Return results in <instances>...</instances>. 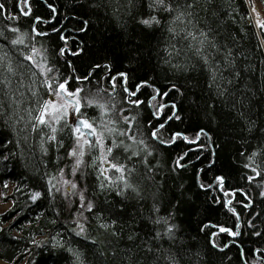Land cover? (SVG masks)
<instances>
[{"label": "snow or ice", "instance_id": "obj_1", "mask_svg": "<svg viewBox=\"0 0 264 264\" xmlns=\"http://www.w3.org/2000/svg\"><path fill=\"white\" fill-rule=\"evenodd\" d=\"M62 7L0 0V170L22 166L32 181L26 203L40 211L29 227L46 212L59 226L32 237L46 251L0 255V264H96L109 252L115 258L118 243L129 264H185L186 249H195L196 264H264V13L255 0ZM154 60L163 61L162 78ZM196 68L203 87L190 74ZM186 122L196 124L191 134L178 127ZM189 168L196 200L182 183ZM216 212L223 223L210 219ZM181 213L202 214L195 231L203 248ZM5 216L0 234L10 235L11 206Z\"/></svg>", "mask_w": 264, "mask_h": 264}, {"label": "trees", "instance_id": "obj_2", "mask_svg": "<svg viewBox=\"0 0 264 264\" xmlns=\"http://www.w3.org/2000/svg\"><path fill=\"white\" fill-rule=\"evenodd\" d=\"M57 2L61 5V11H65V9L62 7L64 0H57ZM223 0H218V3H222ZM236 4L239 5L242 0H235ZM261 3L264 7V2ZM9 8L12 7L11 4L8 5ZM246 10V9H245ZM34 11H36L38 14H44L46 12V9L38 8L34 6ZM110 14V13H109ZM201 15H204V13H201ZM20 25L22 27L23 31H29L30 30V23L28 20L25 18H21L20 20ZM243 26V21H238L235 27L239 28ZM40 27H44L41 25ZM50 28L51 26H47ZM162 39H167V34ZM174 43L177 44V47H180L184 44H186L185 41L182 40H177L173 41ZM165 45L161 43L160 47L163 48ZM190 55V54H189ZM153 64L155 65V71L154 75H160L161 78L163 77V72L166 70L163 67V61H153ZM21 72L24 71V69H20ZM192 76H195L197 80L200 81V86H204V77L201 76L200 69L196 68L194 69L191 73ZM2 78V77H0ZM13 87H16V82L13 81ZM4 96V91L3 89H0V97ZM262 109H264V105H260ZM261 119H264V116L261 117ZM2 123V121H0ZM202 123H206V121H202ZM179 128L188 131L189 134H191L193 131L196 130V124L193 122L191 125H189L187 122L183 125H179ZM0 131H3L2 128H0ZM30 143L35 145L34 151H35V161H39L40 159V154L38 150V143L36 141L30 140ZM255 143V142H253ZM171 151V150H169ZM25 155L27 156L28 153L25 152ZM15 163V162H14ZM199 166V165H198ZM28 172H31V169L28 170ZM25 169L22 166H16L14 167L11 171L5 172L3 170H0V191L3 190L2 184L4 182H8L10 185L12 184L14 187L11 191V193L7 196L8 200L12 202V207L16 213V230H14L10 235L9 234H0V255H11L12 253H15L16 255H19L21 252L26 251V250H31L32 252L40 253L41 251H46V250H41V249H35L32 247V237L35 236L37 240L44 239L45 236H50L55 234V228L59 227L53 226L50 223V220L52 218V214L49 212H46V218L42 219L38 223H32L31 227L28 225L34 220V217L40 209H35L29 208L27 206V192L29 190V187L32 184L31 180L25 179ZM176 183H181V180L179 177H177ZM184 188L185 189H191L187 195L192 196L194 200H196V195L195 193L198 192V189L195 188L193 181H192V170L191 168L188 169L184 173V178L182 181ZM19 187L21 191H16V187ZM5 190V189H4ZM177 195L179 193L177 192ZM115 197L114 196H109V200H112L115 202ZM206 197L203 194H200L199 199L197 200V203H200L204 201ZM13 215V211H8L7 216ZM7 216L5 217H0V220H6ZM202 218V214H197L196 216L188 217L185 216L183 213L180 215V220H183V226L187 229H190L189 235L193 237L192 243L196 244L197 248H203L205 240L204 237L201 235L200 237L196 236V221L198 219ZM210 219L212 221H219L223 223L225 221V217L223 212H216L210 214ZM207 222V221H206ZM228 223L230 224L231 221L229 220ZM62 231V229H61ZM19 235L22 237V239L19 240H13L12 236H17ZM95 235V233H93ZM247 239V238H245ZM221 243L224 242V240H220ZM107 243V242H105ZM246 248H251L253 245L251 244H246ZM113 247L118 249V255L114 258L111 255V252L108 253L106 257L100 258V260H97L96 264H129L128 261V253L124 249L123 243H118L114 244ZM195 251V249L188 250L186 249L185 256H184V261L185 264H196V258L192 255V253ZM238 250L233 248L232 250L229 251V255H232L235 259L236 253ZM31 254V253H30ZM135 258V257H134ZM38 262L41 259V256L37 255L34 257ZM90 264L93 261V257H89Z\"/></svg>", "mask_w": 264, "mask_h": 264}, {"label": "rangeland", "instance_id": "obj_3", "mask_svg": "<svg viewBox=\"0 0 264 264\" xmlns=\"http://www.w3.org/2000/svg\"><path fill=\"white\" fill-rule=\"evenodd\" d=\"M256 2V6L258 7V10H260L262 13H264V7L261 3V0H255ZM12 185V184H11ZM13 185L12 187H10L9 189L7 190H1L0 193H3L4 195H9L13 189ZM12 207V202L7 200V202H4L2 199H0V212H3L5 211L6 209H9V207Z\"/></svg>", "mask_w": 264, "mask_h": 264}]
</instances>
